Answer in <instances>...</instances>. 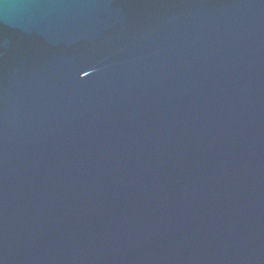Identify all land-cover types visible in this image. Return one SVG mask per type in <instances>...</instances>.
Wrapping results in <instances>:
<instances>
[{
    "label": "water",
    "instance_id": "1",
    "mask_svg": "<svg viewBox=\"0 0 264 264\" xmlns=\"http://www.w3.org/2000/svg\"><path fill=\"white\" fill-rule=\"evenodd\" d=\"M0 264H264V0H0Z\"/></svg>",
    "mask_w": 264,
    "mask_h": 264
}]
</instances>
